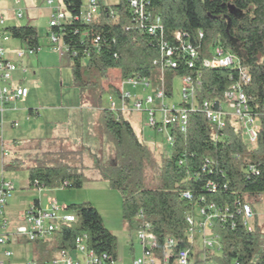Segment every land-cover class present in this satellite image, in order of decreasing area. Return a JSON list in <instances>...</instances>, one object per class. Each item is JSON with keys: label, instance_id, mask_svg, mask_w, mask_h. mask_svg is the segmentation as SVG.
<instances>
[{"label": "trees", "instance_id": "trees-1", "mask_svg": "<svg viewBox=\"0 0 264 264\" xmlns=\"http://www.w3.org/2000/svg\"><path fill=\"white\" fill-rule=\"evenodd\" d=\"M61 1L70 17L61 32L68 46L73 84L81 100L86 99L93 108L99 109L98 125L114 147V164L98 162L95 165L101 179L121 195L125 226L137 232L147 229L155 236L157 246L153 257L161 263L167 255V241L173 239L176 245L168 259V263L173 264L178 249L194 248L185 235L188 229L185 216L200 207L207 210L210 205L219 211L227 208L228 216L224 220L216 218L212 225L213 233L219 237L221 255L207 250L208 260L215 264H264V229L259 225L255 208L264 197L263 111L259 113L256 145L250 147L243 132L230 119L223 129H218L203 113L188 110L186 130L171 128L172 154L160 161L159 185L146 188L144 172L153 162L152 153L125 113L102 107L103 81L110 69H118L123 79L150 77L157 86L161 77L160 69L153 63L159 58L157 40L139 30L129 10V0H119L111 6L100 4L99 15L89 23L77 20L83 10V0ZM148 10L160 17L169 41L176 31L186 32L190 42L198 47L201 58L208 57L210 49L216 45L237 54L251 74L246 91L262 104L264 0H150ZM6 30L12 39L34 53L40 49L34 26H7ZM96 36L100 40L98 48L93 49L91 41ZM84 49L90 50L88 59H84ZM186 59V56L180 57L176 68L163 71L167 96L172 93L175 76L194 75L195 68H189ZM230 72L226 68L202 69L197 94L199 102L221 99L228 88ZM206 158L216 165L211 175L200 171ZM250 163L257 167L258 174L246 173V165ZM3 168L17 170L19 163L10 162ZM208 178L216 182L215 192L205 189ZM84 179V169L66 161L56 160L51 165L28 169L30 187L36 181L43 188L59 187L63 182H67L66 187L79 188ZM182 192H189L192 198H181ZM243 203L249 204L254 211L251 230L244 224L243 213L237 210ZM67 209L73 210L75 221L61 224L50 240H25L38 253L35 261L44 264L62 250H73L76 238L83 235H86L88 250L97 256L107 254L117 260V238L105 227L99 212L88 202Z\"/></svg>", "mask_w": 264, "mask_h": 264}, {"label": "rangeland", "instance_id": "rangeland-1", "mask_svg": "<svg viewBox=\"0 0 264 264\" xmlns=\"http://www.w3.org/2000/svg\"><path fill=\"white\" fill-rule=\"evenodd\" d=\"M54 1L52 6L57 3L64 10L61 0ZM86 1L83 0L84 5ZM99 1V6L92 14L93 18L99 15L100 4L111 6L117 4L119 0ZM20 5L24 9V16L19 20H11L5 15L6 23L9 26L27 24L34 26L38 31L40 49L37 53L29 54L28 48L12 38L6 44L9 50H22L25 53L22 59L17 60L18 68L13 73V77L14 81L21 80L25 84L29 94L12 103L3 114L0 113V126H2L0 135L10 152L9 156L2 160L0 141V171L2 162L5 165L10 162L19 163L17 170H3L4 176L11 180L15 187L13 197L5 209V218L13 229L25 223L23 212L33 201L38 200L43 207L47 206L52 199L64 207L88 202L99 212L105 227L116 236L117 254L122 259L121 264H131L133 257L143 255V244L138 232L128 229L122 220L120 193L101 179L95 165L98 162L104 164L116 162L113 144L98 125L99 109L93 108L86 99L79 98V90L72 81L68 58L66 56L61 58V55L50 46L47 34L49 33V8L52 6L48 5L46 0H21ZM123 80L118 69L108 71L107 78L103 81L105 93L102 96V107L109 108L112 102L117 107L120 105V99L115 93L116 87ZM171 87L172 93L165 98V104L170 108L174 106L177 110L182 102L179 76L172 79ZM125 90L129 91L134 98L145 97L147 94L153 95L150 89L144 92L141 86L132 88L126 85ZM128 105L132 109L130 103ZM153 107L155 105L143 104V109ZM123 113H126L125 117L152 153L153 162L144 172V186L155 188L159 185L160 161L172 154V142L168 139L171 128L155 130L149 127L147 112L129 110ZM155 118L160 120L159 113L155 115ZM14 123H17V126H13ZM56 160L66 161L84 169L85 179L82 186L42 189L30 187L28 169L34 166L51 165ZM255 208L259 225H262L264 229V197ZM67 212L73 213V210L68 209ZM207 232L211 233L208 237L215 244L212 252L220 256L221 251L216 250L220 242L219 238L215 237L212 227H209ZM195 234L194 250L199 254L202 248V237L198 231ZM4 249L11 251L10 257L1 256L6 264H26L27 261L35 260L38 256L32 244L17 237H12L9 243L1 247V251Z\"/></svg>", "mask_w": 264, "mask_h": 264}, {"label": "built area", "instance_id": "built-area-1", "mask_svg": "<svg viewBox=\"0 0 264 264\" xmlns=\"http://www.w3.org/2000/svg\"><path fill=\"white\" fill-rule=\"evenodd\" d=\"M16 4L20 0H14ZM47 4L52 6L54 0H46ZM99 0H87L82 10L81 15L77 20L84 23H89L93 17L92 14L99 6ZM150 0H129V10L138 22V28L142 32L153 35L158 44L159 58L153 63L161 72L160 83L154 86L153 79L150 77H129L122 81L117 86L115 94L120 99V105L117 107L112 102L110 110L114 112H129L135 110L137 112H147L149 119L147 125L155 130L159 128H172L177 127L181 131L186 130L187 111H199L205 115L208 122L215 125L218 129H223L226 125L227 119L234 122L237 127L243 132L245 139L250 147H254L257 141V132L260 128L259 113L263 111L264 114V97L262 104L246 91L247 86L251 83V74L248 67L242 65L241 60L237 54L232 51L224 49L220 45L212 47L209 51L208 57H200V51L193 43L190 42L188 34L183 31H176L173 34V39L169 41L164 35V29L159 16H154L148 10ZM113 14V11H111ZM14 15L16 18H21V10H15ZM70 17L64 12L62 8L56 3L53 11L49 17V38L50 46L53 47L55 52L61 56H67L68 46L63 40V33L61 28L69 21ZM57 29L59 31H54ZM86 36L87 33L84 32ZM11 39L9 32L6 30V19L0 11V112L3 113L9 105L25 98L29 94L26 86L14 81L13 73L17 70V60L24 57L22 50H9L5 46ZM100 37L96 36L91 41V48H98ZM28 53H34L33 50L28 49ZM90 50L84 49V59L90 57ZM187 57L186 63L189 68L194 69V75H185L181 77V96L182 102L179 109L171 108L165 104L166 90L163 82L162 73L168 68H176L178 66V59L180 57ZM204 68H226L229 69V85L224 92L221 99H204L199 102L197 94L201 85L202 69ZM126 85L136 88L142 87L144 92L150 89L152 94H147L145 97H135L129 91L125 90ZM108 92V91H107ZM114 93V92H113ZM111 99V97H110ZM157 102V103H156ZM128 103L132 106L130 109ZM143 104L155 105L150 109H143ZM187 106V107H185ZM159 113L160 120L155 118ZM13 126H17L14 123ZM1 129V126H0ZM168 139L172 142L171 135ZM10 152L1 141V158L4 160L9 156ZM181 163V162H180ZM4 163L2 162V170L0 171V264H6L3 258L11 256V251L1 247L11 241L12 237L24 239L30 242L50 240L55 231L61 224L71 223L75 221V214L67 212V207L60 206L59 203L52 199L43 207L38 200L28 204V207L23 212L24 224L11 228L7 219L5 218L6 207L13 197L15 187L11 180L4 176ZM216 168L215 163L206 158L201 167V174H213ZM246 173L256 175L259 173L254 164H247ZM67 182H63L61 186L66 187ZM37 189H42L38 182H34L33 186ZM205 189L210 192H215L218 188L216 182L208 178L204 185ZM181 198L190 200L192 195L189 192H182ZM238 212L243 213L244 224L248 230L252 229V220L254 218V211L252 207L247 204H239L237 207ZM228 209L219 211L213 205H210L207 210L205 208H197L195 212L188 213L185 216L188 224L186 230V238L189 243H194L196 232L201 234L202 248L200 249V257L196 256V252L189 248H180L175 252V264H215L208 260L206 251L211 253L215 248L214 242L208 237L211 233L207 232L209 227H212L213 220L220 218L224 220L228 216ZM232 227L234 226L231 224ZM139 238L143 244V255L133 261V264H144L145 259L154 262L153 250L156 247L155 236L148 232L147 229L138 231ZM215 237L219 238L217 235ZM86 235L79 236L75 240V247L71 251L62 250L55 255V257L45 262L44 264H116V260L111 259L107 254L95 255L86 247ZM218 243V242H216ZM175 241L168 239L166 244L165 256L163 262L168 263L170 254L175 247ZM216 250L221 251L220 242ZM26 264H38L35 260L30 259Z\"/></svg>", "mask_w": 264, "mask_h": 264}, {"label": "crops", "instance_id": "crops-1", "mask_svg": "<svg viewBox=\"0 0 264 264\" xmlns=\"http://www.w3.org/2000/svg\"><path fill=\"white\" fill-rule=\"evenodd\" d=\"M2 2V6H0V11L2 12V14L4 15V17H5V15L6 16H8V17H10V19L11 20H19L18 18H16L15 17V15H14V12H15V10H21V13H22V17L24 16V9L23 8H21V0H20V3L19 4H16L15 3V1L14 0H0V3ZM4 3V4H3ZM6 3V4H5ZM53 8H54V6H52V7H50L49 9V15H48V17L50 16V14H51V12L53 11ZM11 14V15H10ZM21 17V18H22ZM6 18V17H5ZM7 26H9L7 23H6V27ZM6 47H7V49H9L8 48V46L6 45ZM65 55H63V56H61V58L62 57H64ZM67 57V56H66ZM69 61V60H68ZM19 84H21V85H24L25 86V84L24 83H22V81L21 80H19V81H17ZM10 106V105H9ZM1 113V112H0ZM1 114H3V113H1ZM126 114V113H125ZM1 128H2V126H1ZM1 130L2 129H0V132H1ZM0 141H2V136L0 135ZM2 143H4L3 141H2ZM5 145V144H4ZM46 206V205H45ZM197 256L198 257H200L201 256V254L199 255V254H197ZM142 257V256H141ZM137 258H140V257H137ZM136 257H133L132 258V262H131V264H133V261L135 260V259H137ZM121 261H122V259L120 258V256L119 255H117V260H116V263L117 262H119L120 264H121ZM145 262H149L150 264H166V263H164V262H162V263H159L158 262V260L157 259H155L154 258V262L153 263H151V260H149V259H145ZM144 262V263H145ZM157 262V263H156ZM173 264H175V263H173Z\"/></svg>", "mask_w": 264, "mask_h": 264}]
</instances>
